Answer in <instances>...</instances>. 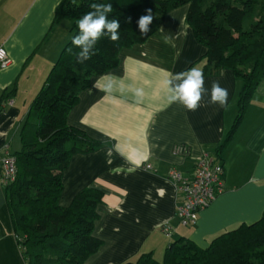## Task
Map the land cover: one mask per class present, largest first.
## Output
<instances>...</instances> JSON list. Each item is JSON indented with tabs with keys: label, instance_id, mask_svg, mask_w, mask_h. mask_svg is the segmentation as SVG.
<instances>
[{
	"label": "crops",
	"instance_id": "1",
	"mask_svg": "<svg viewBox=\"0 0 264 264\" xmlns=\"http://www.w3.org/2000/svg\"><path fill=\"white\" fill-rule=\"evenodd\" d=\"M61 2L0 0V48L11 60L0 70L2 151L7 147L14 153L11 144L26 123L31 103L71 37L67 21L50 33ZM188 11L189 6L175 9L144 44L123 49L119 66L93 77L68 115L69 126L102 143L97 150L75 154L63 173V207H69L82 190L104 193L94 227V236L103 245L86 264H127L149 252L162 261L166 249L182 238L205 249L218 235L264 215L263 78L220 159L224 193L200 212L194 226L183 227L176 218L183 197L168 179L170 171L178 169L190 177L197 160L224 143L237 116L242 87L231 70L204 72L206 47L187 23ZM193 67L203 71L209 94L198 110L189 111L179 102L169 104L165 81L169 74ZM213 81L228 90L227 107L210 103ZM137 88L143 89L139 100L133 95ZM3 214L9 216L0 187V264H25L12 230L3 224ZM167 224L172 227L169 237L163 232Z\"/></svg>",
	"mask_w": 264,
	"mask_h": 264
},
{
	"label": "trees",
	"instance_id": "2",
	"mask_svg": "<svg viewBox=\"0 0 264 264\" xmlns=\"http://www.w3.org/2000/svg\"><path fill=\"white\" fill-rule=\"evenodd\" d=\"M92 3L112 4L109 19L120 21V39L101 37L91 58L80 64V49L72 39L79 34L77 21ZM183 6H189L186 21L196 40L206 47L204 72L231 70L242 85L233 127L213 153L222 159L264 78V0H62L50 33L67 21L71 37L31 103L20 133L22 148L13 153L17 180L4 189L12 232L25 264H86L103 245L94 236L102 191L82 190L69 207L61 205L63 173L71 158L102 147L83 130L69 126L68 115L93 77L117 68L123 49L144 44L170 12ZM146 9L152 10L154 20L151 31L142 36L137 20ZM127 264H264V215L251 225L218 235L205 249L182 238L166 249L162 261L149 252Z\"/></svg>",
	"mask_w": 264,
	"mask_h": 264
},
{
	"label": "clouds",
	"instance_id": "3",
	"mask_svg": "<svg viewBox=\"0 0 264 264\" xmlns=\"http://www.w3.org/2000/svg\"><path fill=\"white\" fill-rule=\"evenodd\" d=\"M90 11L84 13L77 21L79 34L72 39V44L79 48L77 62L84 64L94 54L93 50L97 42L103 36H107L115 42L120 39L119 29L120 21L109 19L112 12V4L92 3ZM144 15L137 20L139 33L144 36L150 31V25L153 23L154 16L151 9H146ZM127 22H131L128 18ZM71 50V49H70ZM103 79V77H101ZM99 81L93 83L97 87ZM166 93L169 104L179 102L189 111H196L201 107V101L209 90L205 88V79L203 71L199 68H191L175 74H169L165 81ZM133 95L139 100L143 97V89L137 88ZM228 90L221 87L219 81H213L210 90V103L218 104L220 107H227Z\"/></svg>",
	"mask_w": 264,
	"mask_h": 264
},
{
	"label": "built area",
	"instance_id": "4",
	"mask_svg": "<svg viewBox=\"0 0 264 264\" xmlns=\"http://www.w3.org/2000/svg\"><path fill=\"white\" fill-rule=\"evenodd\" d=\"M11 60L7 51L0 48V70L9 67ZM3 91L0 88V97ZM9 105H13L12 100ZM146 169L151 170L150 165ZM18 168L16 157L8 151L0 150V187L5 189L17 180ZM225 168L213 154L204 153L196 162L193 174L185 177L178 169H172L168 179L175 183L178 195L183 199L177 204L176 218L183 227L194 226L200 212L208 208L225 191ZM166 236H171L172 227H163Z\"/></svg>",
	"mask_w": 264,
	"mask_h": 264
},
{
	"label": "rangeland",
	"instance_id": "5",
	"mask_svg": "<svg viewBox=\"0 0 264 264\" xmlns=\"http://www.w3.org/2000/svg\"><path fill=\"white\" fill-rule=\"evenodd\" d=\"M69 24H70L69 22H66L65 25L68 27ZM67 27L64 28L65 31H66ZM62 29H63V28H62ZM63 33H64V30H63ZM67 34H69V37H70L69 29H68V31H67ZM28 119H29V117H28ZM11 145H12V149H11V150H12L14 153L17 152V151H19V150H21V148H22V144H21V139H20V133H18V134L16 135L15 140L13 141V143H12ZM2 216H3V224H5V225L8 227L9 230H12V229H11V223H10V218H9V216H8V215H5V217H4V214H3Z\"/></svg>",
	"mask_w": 264,
	"mask_h": 264
}]
</instances>
